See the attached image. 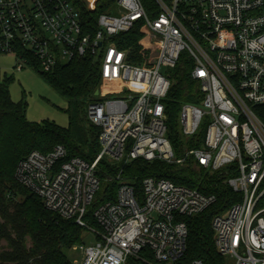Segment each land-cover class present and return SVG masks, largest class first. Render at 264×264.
Here are the masks:
<instances>
[{"label":"built area","instance_id":"built-area-1","mask_svg":"<svg viewBox=\"0 0 264 264\" xmlns=\"http://www.w3.org/2000/svg\"><path fill=\"white\" fill-rule=\"evenodd\" d=\"M81 2L93 12L99 0ZM137 25L148 44L140 65L115 41ZM96 26L85 29L71 0H0V55H13L17 71L32 59L47 72L90 57L102 85L87 106L99 131L94 159L68 158L62 146L33 151L18 162L17 182L94 237L74 248L81 264H184L182 218L213 206L215 194L156 176L145 177L138 193L117 172L106 180L116 186L106 200L96 172L102 161L189 163L236 196L211 221L217 252L231 264H264V0H115ZM182 61L196 93L181 105L182 143L174 148L164 101Z\"/></svg>","mask_w":264,"mask_h":264},{"label":"trees","instance_id":"trees-1","mask_svg":"<svg viewBox=\"0 0 264 264\" xmlns=\"http://www.w3.org/2000/svg\"><path fill=\"white\" fill-rule=\"evenodd\" d=\"M71 1L79 9L83 25L90 33L97 29V17L115 2L99 0L95 10L88 12L81 0ZM115 41L121 49L130 51L132 64L143 63L148 53V44L143 39L139 25L116 37ZM29 64L68 103L77 105L83 101H96L94 94L101 79L95 59L89 57L60 62L47 72L34 59ZM189 73L190 66L184 61L179 63L173 70V83L164 101L168 138L174 148L182 143L178 124L181 105L194 103L196 84ZM8 83V80H2L0 76V243H5L4 247H0V264H73L65 252L82 244L84 230L73 221L64 220L46 210L36 195L17 182L14 173L18 162L31 152L46 154L57 146L66 149L68 158L79 157L92 161L99 149V131L91 125L93 133L89 135L88 143L83 130L76 127L74 119H70L67 129L50 123L38 126L28 122L22 104L12 102ZM86 143L89 145L88 153L85 152ZM117 172H120L122 180L134 185L138 193L141 192V181L147 176L166 178L177 185L203 193H214L217 200L213 206L197 216L182 218L188 232L181 260L184 264L192 261L226 264L227 259L215 248L211 221L216 214L231 206L236 196L221 186L218 179L204 177L202 170L192 169L189 163L172 166L136 160L116 168L102 161L96 174L102 186L100 195L106 200L113 199L116 190L115 183L106 180ZM216 184L220 186L216 187ZM89 225L97 227L93 219H89ZM145 257L151 260L149 255Z\"/></svg>","mask_w":264,"mask_h":264},{"label":"rangeland","instance_id":"rangeland-1","mask_svg":"<svg viewBox=\"0 0 264 264\" xmlns=\"http://www.w3.org/2000/svg\"><path fill=\"white\" fill-rule=\"evenodd\" d=\"M16 65L17 61L13 55H0L1 79L8 80L10 98L12 102L22 104L25 119L38 126L50 123L63 129H67L70 119H74L76 127L83 130L89 143V135L93 133L87 118V106L90 101H83L77 105L70 104L50 87L35 69L26 66L23 70L17 71ZM101 88L100 83L95 93ZM88 143L85 144L86 153H88ZM94 242L95 239L90 232H84L82 244L90 246ZM27 244L29 246L28 239ZM4 246L5 243L1 242L0 247ZM74 248L66 251L65 254L73 264H81L83 252ZM226 264H231L229 259L226 260Z\"/></svg>","mask_w":264,"mask_h":264},{"label":"water","instance_id":"water-1","mask_svg":"<svg viewBox=\"0 0 264 264\" xmlns=\"http://www.w3.org/2000/svg\"><path fill=\"white\" fill-rule=\"evenodd\" d=\"M95 95H97V93H95Z\"/></svg>","mask_w":264,"mask_h":264}]
</instances>
